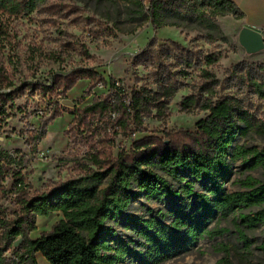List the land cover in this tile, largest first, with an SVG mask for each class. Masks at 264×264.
Segmentation results:
<instances>
[{
  "label": "rangeland",
  "instance_id": "rangeland-1",
  "mask_svg": "<svg viewBox=\"0 0 264 264\" xmlns=\"http://www.w3.org/2000/svg\"><path fill=\"white\" fill-rule=\"evenodd\" d=\"M150 1L145 0L147 7ZM125 12L126 6L116 0H45L30 13L0 12V163L4 168L2 184L7 188L0 194V218L4 220L0 232L20 214L21 202L26 197L38 196L70 178L97 169L94 155L110 162L120 152H130L133 142L144 136L165 137L171 131L196 130L198 121L209 111L183 110L180 106L190 93L207 97L202 91L206 79L201 71L207 67L205 54H219L218 61L208 66L219 80L213 100L236 96L243 106L264 119V97L242 80L251 75L264 82V49L249 52L240 44L242 24L238 18L218 16L220 29L213 33L197 20L191 21L190 26L160 28L148 21L134 30ZM188 55L196 65L189 68L188 74H178L181 88L162 115L156 107L147 108L140 122L134 111L121 112L116 118L123 115L129 127L120 131L115 130L109 115L88 116L84 124L75 119L78 110L92 103L95 95L107 96L112 91L102 84L90 89L91 81L81 77L82 70L93 69L107 79H116L122 97L129 103L134 89L157 90L156 75L179 72ZM71 79L76 80L75 84L63 93ZM44 122L46 135L35 146L32 131L39 130ZM248 142L263 146L257 136H251ZM244 164L241 160L233 164L224 183L228 191L242 190L237 180L246 174L260 176V170L245 171ZM17 176L26 184L21 190L13 185ZM206 186L211 187L207 179L197 181L195 188L203 192L207 191ZM197 205L195 195L157 201L140 194L124 215L109 224L126 240L138 243L141 238L124 224L125 214L144 218L154 215L170 222L181 210L192 212ZM62 217L60 211L36 216V228L28 237L35 239L50 232ZM206 225L227 227L228 231L199 236L159 264H216L224 255L231 264H264L263 226L248 231L252 245L245 249L232 215L210 218ZM23 242L22 237L17 238L5 252L10 264H32L31 258L21 256ZM222 244L228 249L223 250ZM33 257L38 264H52L40 252ZM119 264H136V259L129 255Z\"/></svg>",
  "mask_w": 264,
  "mask_h": 264
},
{
  "label": "trees",
  "instance_id": "trees-1",
  "mask_svg": "<svg viewBox=\"0 0 264 264\" xmlns=\"http://www.w3.org/2000/svg\"><path fill=\"white\" fill-rule=\"evenodd\" d=\"M44 1L0 0V12L10 15L30 13ZM116 1L126 6L125 13L134 30L148 21L160 28L190 26L191 21L197 20L213 33L214 29H220L218 16L232 15L238 19L244 16L234 0H151L148 7L145 0ZM218 59L216 52L204 56L207 67L201 70L206 79L202 91L207 97L190 93L181 102L183 110L200 108L209 111L198 121L196 130L171 131L165 137L144 136L133 142L130 152L124 150L110 162L94 155L97 169L70 178L38 196L23 199L20 214L7 222L0 232V264H10L5 252L20 237L24 241L21 256L31 258L32 264H38L33 257L35 252H40L52 264H119L129 255L136 259V264H159L178 254L199 236L227 232V227L208 228L206 222L216 216L227 218L231 215L243 247L251 249L248 231L264 227V119L243 106L236 96L213 100L219 80L208 66ZM183 61L185 64L179 72L156 75L157 90L134 89L129 103L122 97L116 79H107L93 69L82 70L81 77L91 81L90 89L102 84L112 91L107 96L95 95L92 103L78 110L75 119L84 124L88 116L109 115L115 130L120 131L129 127L123 115L116 118L121 112L130 114L134 111L140 122L142 112L147 108L156 107L162 115L181 88L178 74L186 75L189 68L196 65L190 55ZM242 80L249 82L255 92L264 97V82L251 75ZM68 81L63 93L76 82L74 79ZM46 128L44 122L39 130L32 131L35 146L46 135ZM251 136L259 137L263 146L249 144ZM241 138L244 141L239 142ZM238 160L245 163V171L260 170V176L246 174L237 180L242 190L228 191L224 183ZM3 173L0 163V194L7 189L2 184ZM205 179L211 187L206 186L207 191L198 192L196 182ZM13 185L21 190L26 184L17 176ZM140 194L157 201L170 196L195 195L198 205L192 212L181 210L170 222L154 215L144 218L125 214L124 224L141 238L136 243L134 239L126 240L118 234L109 222L124 215L132 200ZM54 211L62 212L63 217L53 229L38 238H29V232L36 228L35 217ZM2 223L4 220L0 218ZM221 248L228 249L223 244ZM216 264H231V261L224 255Z\"/></svg>",
  "mask_w": 264,
  "mask_h": 264
},
{
  "label": "crops",
  "instance_id": "crops-1",
  "mask_svg": "<svg viewBox=\"0 0 264 264\" xmlns=\"http://www.w3.org/2000/svg\"><path fill=\"white\" fill-rule=\"evenodd\" d=\"M234 1L244 12V16L239 18L242 27L249 26L264 32V0Z\"/></svg>",
  "mask_w": 264,
  "mask_h": 264
},
{
  "label": "water",
  "instance_id": "water-1",
  "mask_svg": "<svg viewBox=\"0 0 264 264\" xmlns=\"http://www.w3.org/2000/svg\"><path fill=\"white\" fill-rule=\"evenodd\" d=\"M240 44L249 52L264 49V32L249 26H243L239 33Z\"/></svg>",
  "mask_w": 264,
  "mask_h": 264
}]
</instances>
